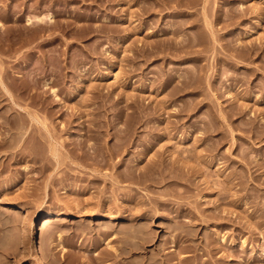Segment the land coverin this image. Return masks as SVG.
<instances>
[{"label":"rangeland","instance_id":"374dc122","mask_svg":"<svg viewBox=\"0 0 264 264\" xmlns=\"http://www.w3.org/2000/svg\"><path fill=\"white\" fill-rule=\"evenodd\" d=\"M0 95V264H264V0H0Z\"/></svg>","mask_w":264,"mask_h":264},{"label":"bare ground","instance_id":"6f19581e","mask_svg":"<svg viewBox=\"0 0 264 264\" xmlns=\"http://www.w3.org/2000/svg\"><path fill=\"white\" fill-rule=\"evenodd\" d=\"M48 18H49V19H48ZM48 18H47L48 21H53V20H52L53 17H50V16H49ZM28 19H29V20H28V21H29L28 23H30V24H32L33 22L35 23V21H36V20H32V18H31V19L28 18ZM175 27H176V26H175ZM171 30H172V29H171ZM173 30H174V29H173ZM173 33H174V32H173ZM172 35H173V34H172ZM172 35H171V36H172ZM178 35H179V34H178ZM175 36H177V35H175ZM180 36H181V35H180ZM180 36H179V39H181ZM173 37H174V36H173ZM184 37H186V36H184ZM171 39H173V38L171 37ZM174 39H175V38H174ZM184 39H185V38H184ZM188 40H189V39H188ZM175 41H177V40H175ZM178 41H179V40H178ZM185 42H187V41H184V43H185ZM190 44H191V43H190ZM169 45H170V44H169ZM175 45H176V43H175ZM179 45H180V44H179ZM179 45H178V46H179ZM176 46H177V45H176ZM171 47H172V46H171ZM179 49H180V48H179ZM0 97H2V96L0 95ZM2 98H3V97H2ZM0 99H1V98H0ZM22 109H23V108H22ZM204 130H205V128H204ZM203 132H204V131H203ZM202 140H203V139H202ZM207 146H208V145H207ZM197 158H199V156H197ZM162 162H163V161H162ZM206 163H207V162H206ZM153 164H154V163H153ZM209 164H210V162H209ZM212 164H213V163H212ZM185 165H186V164H185ZM183 166H184V165H183ZM183 166H182V167H183ZM180 167H181V166H180ZM152 170H153V169H152ZM161 170H162V169H161ZM164 171H165V170H164ZM134 172H135V171H134ZM155 172H156V171H155ZM167 173H168V172H167ZM170 173H172V172H170ZM133 174H135V173H133ZM155 174H156V173H155ZM127 175H128V174H127ZM137 175H138V174H137ZM165 175H166V174H165ZM124 176H125V175H124ZM133 177H134V176H133ZM159 177H161V176H159ZM121 179H122V178H121ZM156 179H157V178H156ZM158 179H159V178H158ZM139 181H140V180H139ZM230 182H231V181H229V183H230ZM119 183H120V182H119ZM223 185H225V184L223 183ZM222 187H225V186H222ZM226 188H227V187H226ZM222 189H223V188H222ZM79 190H80V189H79ZM79 190H78V191H79ZM225 193H226V192H225ZM126 195H127V194H126ZM128 196H129V195H128ZM132 197H133V195H132ZM132 197H131V195H130L129 198H132ZM123 199H124V198H123ZM127 200H128V199L126 198L125 201H127ZM129 200H130V199H129ZM122 201H123V200H122ZM120 202H121V201H120ZM120 202H119V203H120ZM127 202H129V201H127ZM131 202H132V201H131ZM131 202H129V204H130ZM132 203H133V202H132ZM121 204H122V203H121ZM123 204H124V202H123ZM133 204H136V203H133ZM119 205H120V204H119ZM131 205H132V204H131ZM141 205H142V204H141ZM157 205H158V203H157ZM159 205H160V203H159ZM125 206H126V205H125ZM127 206H128V205H127ZM135 206L137 207V206H139V205H135ZM117 207H118V205H117ZM145 207H146V206H145ZM158 207H159V206H158ZM120 208H121V207H120ZM123 209H124V208H123ZM140 209H141V208H140ZM147 209H148V208H147ZM157 209H158V208H157ZM160 209H161V207H160ZM118 210H119V209H118ZM124 210H125V209H124ZM131 210H133L132 207H131ZM136 210H138V209L136 208ZM116 211H117V209H116ZM119 211H120V210H119ZM122 211H123V210H122ZM128 211H130V210H128ZM128 211H127V209H126V212H128ZM139 211H141V210H139ZM143 211H144V210H143ZM148 211H150V210L148 209ZM123 212H125V211H123ZM123 212H122V213H123ZM141 212H142V211H141ZM144 212H145V211H144ZM156 212H157V211H156ZM131 213H132V212H131ZM134 213H137V214H138V212H135V210H134L133 214H134ZM150 213H152V212H150ZM67 214H68V213H67ZM120 214H121V213H120ZM124 214H125V213H124ZM129 214H130V213H129ZM140 214H141V213H140ZM182 214H183V213H182ZM182 214H181V216H183ZM58 215H59V214H58ZM69 215H70V214H69ZM146 215H147V214H146ZM149 215H150V214H149ZM100 216H102V215H100ZM119 216H120V215H119ZM128 216H129V215H128ZM138 216H139V215H138ZM125 217H126V216H124V218H125ZM133 217H134V215H133ZM141 217H142V216H141ZM0 218H1V217H0ZM118 218H119V217H118ZM138 218H139V217H138ZM144 218H145V217H144ZM126 219H127V217H126ZM146 219H147V218H146ZM3 220H4V219H3ZM49 220H50V219H49ZM49 220H45L44 223H43V225H44V226H45V225L47 226V224L50 222ZM124 220H125V219H124ZM124 220H123V221H124ZM135 220H137V219H135ZM142 220H143V219H142ZM1 221H2V220H1ZM4 221H6V220H4ZM121 221H122V220H121ZM121 221H120V222H121ZM123 221H122V223H124ZM132 221H134V220H132ZM139 221H140V220H139ZM151 221H152V220H151ZM51 222H52V221H51ZM2 223H3V222H2ZM6 223H7V221H6ZM117 223H118V222H117ZM126 223H127V222H126ZM3 224H4V223H3ZM49 224H50V223H49ZM113 225H114V224H113ZM118 225H119V223H118ZM134 225H135V224H134ZM134 225H133V226H134ZM31 226H32V225H31ZM33 226H34V225H33ZM126 226H127V225H126ZM126 226H125V227H126ZM140 226H141V225H140ZM85 227H86V226H85ZM85 227H84V228H85ZM110 227H111V225H110ZM115 227H116V226H115ZM120 227H121V226H120ZM134 227H135V226H134ZM137 227H139V226H137ZM137 227H136V228H137ZM84 228H83V229H84ZM90 228H91V227H90ZM117 228H118V227H117ZM132 228H133V227H132ZM81 229H82V228H81ZM105 229L108 230V227H106ZM113 229H115V228H113ZM133 229H134V228H133ZM133 229H131V231H132ZM31 230H32V229H31ZM87 230H88V229H87ZM109 230H110V229H109ZM119 230H120V229H119ZM127 230H128V229H127ZM139 230H140V229H139ZM141 230H142V229H141ZM81 231H82V230H81ZM91 231H93V230H91ZM99 231H100V230H99ZM113 231H114V230H113ZM116 231H118V230H116ZM123 231H124V230H123ZM136 231H137V230H136ZM143 231H144V230H143ZM83 232H84V231H83ZM95 232H96V231H95ZM95 232H93V233H95ZM91 233H92V232H91ZM110 233H111V232H110ZM114 233H115V232H114ZM117 233H118V232H117ZM128 233H129V232H128ZM131 233H132V232H130V234H131ZM134 233H135V232H134ZM134 233H132V234H134ZM111 234H112V233H111ZM124 234H125V232H124ZM126 234H127V233H126ZM135 234H136V233H135ZM137 234H138V233H137ZM140 234H141V233H140ZM57 235H58V236H57V240H58V242H59V241H62V240H63V239H62L63 237L60 238V240H59V238H58V237L60 236V233L57 234ZM106 235H109V234H106ZM112 235H113V237H114V234H112ZM115 235H116V234H115ZM128 235H129V234H128ZM116 236H117V235H116ZM116 236H115V237H116ZM118 236H119V235H118ZM118 236H117V237H118ZM120 236H122V235H120ZM131 236H132V235H131ZM136 236H137V235H136ZM141 236H143V235H141ZM144 236H145V235H144ZM123 237H124V235H123ZM123 237H122V238H123ZM127 237H128V236H127ZM127 237H125V239H126ZM134 238H135V237H134ZM138 238H139V237H138ZM222 238H223V236H222ZM222 238H221V239H222ZM123 239H124V238H123ZM141 239H142V237H141ZM133 240L135 241V239H132V241H133ZM103 241H104V240H103ZM127 241H128V239H127ZM127 241H126V242H127ZM134 241H133L132 243H135ZM137 241H138V240H137ZM221 241H225V237H224ZM62 242H63V241H62ZM62 242H61V244H62ZM104 242H105V241H104ZM140 242H141V241H140ZM142 242H143V241H142ZM142 242H141V243H142ZM146 242H147V241H146ZM26 243H27V242H26ZM55 243H57V241H56ZM59 243H60V242H59ZM59 243H58V244H59ZM64 243H65V242H64ZM107 243H108V242L106 241V246L108 245V246L111 248V247H112V245H111V244H112L111 241H110L111 244H107ZM124 243H125V242H124ZM58 244H57V245H58ZM61 244H59L58 246H61ZM118 244H119V243H118ZM118 244H117V245H118ZM142 244H143V243H142ZM50 245H51V243H50ZM50 245H49V246H50ZM54 245H55V248H56L55 251H56L58 248H57V245H56V244H53V246H54ZM129 245H130V244H129ZM139 245H140V244H139ZM27 246H28V245H27ZM62 246H63V244H62ZM62 246H61V247H62ZM94 246H95V245H94ZM121 246H123V244H122ZM121 246H120L119 248H121ZM63 247H65V250H66V246L64 245ZM63 247H62V250L64 249ZM75 247H76V246H75ZM95 247H96V246H95ZM95 247H94V248H95ZM123 247H124V246H123ZM125 247H127V246H125ZM140 247H141V246H140ZM147 247H148V246H147ZM47 248H48V247H47ZM51 248H52V247H51ZM77 248H78V246H77ZM77 248H76V249H77ZM131 248H132V246H131ZM134 248L137 249V246H135ZM52 249H54V247H53ZM123 249H124V248H123ZM125 249H126V248H125ZM144 249H145V248H144ZM144 249H143V250H144ZM58 250H59V249H58ZM89 250H90V249H88V250L86 251V252H87V255H88V253H89ZM93 250H96V249H93ZM107 250H108V249H107ZM127 250H128V248H127ZM130 250H131V249H130ZM139 250H140V249H139ZM47 251H49V249H48ZM52 251H53V250H52ZM66 251H68V249H67ZM90 251H91V250H90ZM133 251H136V250L133 249ZM32 252H33V251H32ZM45 252H46V251H45ZM58 252H59V251H57V253H58ZM60 252H61V250H60ZM60 252H59V253H60ZM63 252H65V251L63 250V251L61 252V254H62ZM93 252H95V251H93ZM141 252H142V250H141ZM141 252H140V253H141ZM43 253H44V252H43ZM48 253H49V252H47L46 254H48ZM50 253H51V252H50ZM96 253H97V252H96ZM96 253H95V254H96ZM109 253H111V254H109V256L111 257V256H117V255H119L120 252H119V250H118L117 248H114V247H113V249H111ZM121 253H122V252H121ZM126 253H127V252H126ZM126 253H125V255H126ZM129 253H130V252H129ZM145 253H146V252H145ZM54 254H56V252H54ZM61 254H58V256H59V255L62 256ZM66 254H67V253H66ZM90 254H91V252H90ZM93 254H94V253H93ZM123 254H124V253H123ZM32 255H33V254H32ZM43 255L46 256L45 254H43ZM49 255H50V257H52L51 255H53V254H49ZM49 255H48V256H49ZM63 255H65V253H63ZM120 255H121V254H120ZM125 255H123V256H125ZM127 255H128V253H127ZM130 255H132V254L130 253ZM65 256H66V255H65ZM65 256H64V257H65ZM89 256H90V255H89ZM95 256H96V255H95ZM98 256H100L99 253H98V255H97L96 257H98ZM107 256H108V255H107ZM141 256H142V255H141ZM36 257H37V256H36ZM56 257H57V256L55 255V258H56ZM77 257H78V256H77ZM85 257H86V255H85ZM100 257H101V256H100ZM102 257H103V256H102ZM104 257H105V256H104ZM142 257H143V256H142ZM60 258H61V257H60ZM80 258H81V257H80ZM83 258H84V257H83ZM98 258H99V257H98ZM107 258H109V257H107ZM116 258L118 259V257H116ZM120 258H121V257H120ZM143 258H144V257H143ZM50 259H52V258H50ZM53 259H54V255H53ZM58 259H59V258H58ZM77 259H78V258H76V260H77ZM85 259H87V258H85ZM100 259H101V258H100ZM109 259H110V258H109ZM111 259H112V257H111ZM123 259H124V258H123ZM125 259H126V258H125ZM136 259H137V258H136ZM136 259H135V261H137ZM140 259H141V258H140ZM87 260H88V259H87ZM96 260H97V259H96ZM118 260H119V259H118ZM138 260H139V259H138ZM51 261L53 262V260H51ZM79 261H80V260H79ZM85 261H86V260H84V262H85ZM100 261H101V260H100ZM100 261H97V262H99V264H101ZM153 261L155 262V260H153ZM54 262H55V261H54ZM61 262H62V259H61ZM77 262H78V261H77ZM80 262H81V261H80ZM82 262H83V261H82ZM88 262H89V261H88ZM137 262L139 263V261H137ZM156 262L158 263V261H156ZM55 263H57V262H55ZM58 263H60V261H58ZM89 263H90V262H89ZM89 263H88V264H89ZM91 263H92V260H91ZM94 263H95V262H94ZM131 263H132V262H131ZM51 264H52V263H51ZM53 264H54V263H53ZM81 264H83V263H81ZM92 264H93V263H92ZM105 264H107V263H105ZM151 264H152V263H151ZM153 264H154V263H153Z\"/></svg>","mask_w":264,"mask_h":264}]
</instances>
